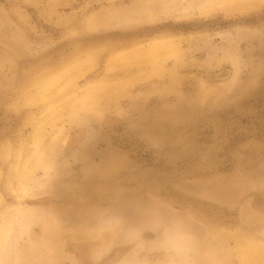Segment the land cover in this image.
Segmentation results:
<instances>
[{"label":"rangeland","instance_id":"374dc122","mask_svg":"<svg viewBox=\"0 0 264 264\" xmlns=\"http://www.w3.org/2000/svg\"><path fill=\"white\" fill-rule=\"evenodd\" d=\"M203 1L0 0V224L16 207L42 217L5 264H239V246L264 247V0ZM163 41L174 55L110 69ZM79 55L94 63L64 97L111 88L66 125L47 188L19 199L20 153L47 110L23 96L45 104L39 86Z\"/></svg>","mask_w":264,"mask_h":264},{"label":"bare ground","instance_id":"6f19581e","mask_svg":"<svg viewBox=\"0 0 264 264\" xmlns=\"http://www.w3.org/2000/svg\"><path fill=\"white\" fill-rule=\"evenodd\" d=\"M234 2L235 0H204L200 3L199 10L201 12H207L212 10L214 11L218 8L220 10L224 8L229 9L236 6ZM245 4H250V2ZM175 45L177 46L174 42L163 41L151 43L147 45V47L136 46L126 52H122L118 55V57L114 58L110 62L109 67L112 70L114 68H118L119 66L128 67L135 63H141L144 61L148 63L155 59L154 56L158 52H166L168 55H174L176 52L175 49H177ZM79 56V59L77 58V60L63 64V67H60L61 69L59 68L60 70L50 73L51 76L49 79L54 80L50 87H41L43 84H41L39 88L35 86V88L33 87L34 89L38 88L39 92L50 91V96L53 95L51 98L47 99L45 104H42L35 95H28L26 93L23 96L25 106L41 104V106L46 107L47 110L46 114L36 122L30 137L31 141L20 153L19 163L16 167L15 175L17 186L16 194L19 199L34 198L46 187L50 170L55 164L53 159L56 153L60 150V145L64 142L66 137V125H80L81 122L84 121L85 114L88 111L94 109L102 101L106 100L105 93L107 92H105V90L108 91L111 87L107 86L105 83L96 84L79 90L78 93H73L70 96L64 97V92L67 91L68 88L74 87L77 80L82 77L83 66L88 63H94L93 56L84 60H81V56ZM158 58L159 57H157V59ZM140 66L141 65L138 64L137 67L140 68ZM52 88L53 91H51ZM56 99H60L57 104L54 103ZM47 128H50V132L46 136L45 133ZM3 148L2 158L8 159L10 147L7 144L4 145ZM39 171L43 173L42 177L37 175V172ZM40 218L42 217L38 214L28 212L20 207L13 208L9 211L0 224V264H5L9 258V251L12 242L15 240V236L18 233L19 235L24 233L28 224ZM235 253L237 254L236 256L239 264H264V247L257 243L256 240L247 241L245 245L239 246Z\"/></svg>","mask_w":264,"mask_h":264}]
</instances>
